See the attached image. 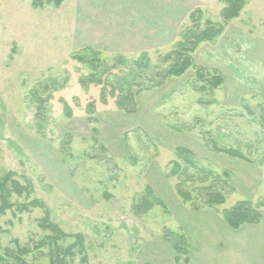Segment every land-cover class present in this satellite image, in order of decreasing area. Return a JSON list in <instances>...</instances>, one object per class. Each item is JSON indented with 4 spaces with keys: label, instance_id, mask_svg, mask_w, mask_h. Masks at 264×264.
<instances>
[{
    "label": "rangeland",
    "instance_id": "1",
    "mask_svg": "<svg viewBox=\"0 0 264 264\" xmlns=\"http://www.w3.org/2000/svg\"><path fill=\"white\" fill-rule=\"evenodd\" d=\"M224 7L220 0H65L36 9L32 0H0V176L12 174L14 205L0 218V255L28 248L26 264H50L52 223L67 235L58 242L64 249L75 244L72 235L83 236V250L65 255V264H184L164 229L186 235L188 264H264V207L255 228H227L226 237L220 228L223 210L246 200L264 204V0H245L227 24ZM196 10L198 23L190 19ZM209 24L226 26L193 59L207 78L223 77L218 88L190 69L140 93L137 112L128 114L110 95L104 104L102 85L82 82L94 75L88 59L95 51L100 79L116 66L107 78L113 83L145 53L151 71L134 78L158 83L161 60L181 33ZM122 58L124 68L116 64ZM177 148L226 179L217 181L226 202L216 211H195L177 196L178 179L169 176ZM13 182L27 192H13ZM147 187L164 207L137 215Z\"/></svg>",
    "mask_w": 264,
    "mask_h": 264
},
{
    "label": "trees",
    "instance_id": "2",
    "mask_svg": "<svg viewBox=\"0 0 264 264\" xmlns=\"http://www.w3.org/2000/svg\"><path fill=\"white\" fill-rule=\"evenodd\" d=\"M65 0H32L33 8H43L45 6L60 7ZM225 4V7L221 13V18L224 23L236 19L240 16L242 9L245 4V0H220ZM194 19L196 23L202 20V11L196 10L190 15V19ZM192 19V20H193ZM210 25L203 30L182 32L180 39L174 44L172 51L165 57L162 61V65L165 66L163 71L157 73L159 77V82L146 81V83H140L138 78H134L135 75H139V69H145L146 71H151V61L149 55L143 53L138 60H134L133 65L129 68L127 72L120 71L119 77L114 76L113 83L108 81L109 71H114L116 66L105 68L103 71V78L100 79L97 76V71L100 70V59L98 57V52L92 53V58L88 59L89 64H92L94 75L88 79H83L82 82L88 85H102V98L104 104H107L108 96L115 99V106L117 110L123 111L128 114H134L137 112V96L145 90H151V88L162 87L166 81L171 78L182 77L190 69L197 70V76L201 82H207V84L212 88H218L224 83V79L221 75L214 74L210 77H206L207 72L203 68H198L193 59V55L200 45L203 43H209L216 38H218L225 29V24ZM87 51L92 52V49L86 48ZM82 63H88L84 56H76ZM126 59L122 58L116 62L118 67H125ZM102 64V63H101ZM103 68V67H102ZM105 73V75H104ZM208 73V72H207ZM137 89V91H135ZM93 112H90L88 119H91ZM219 152L228 154L232 157L250 162L247 157L242 153L233 151L232 149H223ZM177 160L173 161L172 170L169 172L170 177H175L178 179L175 185V190L177 196L185 204H191L192 208L196 211L208 208L210 210L216 211L217 207L223 206L226 202V193L218 180L225 183L220 176H216L212 171L205 167H199L193 154L183 148L176 149ZM182 160L183 162H181ZM190 171H193L191 173ZM12 174H8L5 177L0 176V218L5 214L6 211L13 209L14 205L9 202L11 193L8 191V184L11 181ZM15 192L18 195H22L23 192H27V188L21 187L17 182H13ZM148 195L142 198V202L137 206V215L146 214L156 206H163V202L156 197L153 190L147 187ZM201 196L203 203H200L199 197ZM264 204L256 205L252 201H240L230 209L223 210L222 215L226 222L232 230H238L243 225H257L263 219L261 208ZM48 220H45L47 222ZM49 228L55 237L49 238L52 244L47 245L49 247V253L46 255L49 257L50 264H65V255H73L72 250L79 247L83 250V236L82 235H72L76 238L75 244L71 247L64 249L58 245L61 238L67 235L60 229L58 225L48 224ZM164 239L171 245L174 251L179 255L177 257V262L181 263V258L184 259V264L189 263L188 253L189 244L184 234L174 232L170 229H164ZM46 246V243H40L37 245V250H42ZM30 250L28 248H18L16 251L6 250L5 255H0V264H10V259H14L15 262L26 264L21 258L22 256H28Z\"/></svg>",
    "mask_w": 264,
    "mask_h": 264
},
{
    "label": "crops",
    "instance_id": "3",
    "mask_svg": "<svg viewBox=\"0 0 264 264\" xmlns=\"http://www.w3.org/2000/svg\"><path fill=\"white\" fill-rule=\"evenodd\" d=\"M90 17H88V14H87V12H85V13H83L82 14V19H85L83 22H82V24H85L86 22H87V19H89ZM146 18V17H145ZM155 24H158V22H156ZM85 36H87L86 34H84L83 32L81 33V40H84L85 39ZM172 40H174V39H172ZM145 42V41H144ZM87 48H88V46H86ZM147 49L148 47H145V46H143L141 49ZM150 48V47H149ZM155 48H160V46H158V47H155ZM222 153V152H221ZM261 166V165H260ZM209 170V169H208ZM211 171V170H210ZM226 173H228L227 171H225ZM215 174V173H214ZM216 176H220V175H216ZM224 181H226V179H223ZM176 191V190H175ZM164 204V203H163ZM203 210V209H202ZM196 211V210H195ZM199 211H201V210H199ZM205 213V212H204ZM206 214V213H205ZM223 216V215H222ZM224 219V218H223ZM225 221V220H224ZM262 221V220H261ZM226 223V222H225ZM261 223V222H260ZM260 223L259 224H257V225H254V227H248V228H255V226H258V225H260ZM247 225H249V224H247ZM221 227L220 228H223V230H224V232H223V234L225 235V237L226 236H228V232H231L230 230H232V229H230L229 228V226L227 225V224H221L220 225ZM243 226H245V225H243ZM243 226H241L238 230H232V231H235V232H237V231H239V230H242V228H244ZM249 226H251V225H249ZM227 228H229V229H227ZM228 230V231H227ZM185 237H186V235H185ZM253 237V236H252ZM254 238V237H253ZM186 239H187V242L189 241L188 240V238L186 237ZM246 239V238H245ZM245 241V240H244ZM189 244V243H188ZM224 243L223 242H221V241H219L218 242V245H223ZM225 245H226V243H225ZM190 247V246H189ZM189 254V253H188ZM179 256V255H178Z\"/></svg>",
    "mask_w": 264,
    "mask_h": 264
}]
</instances>
